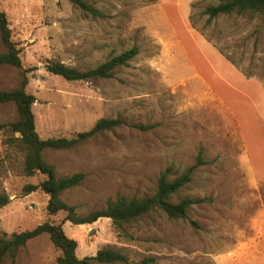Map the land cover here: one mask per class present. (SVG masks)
I'll return each mask as SVG.
<instances>
[{"label":"rangeland","instance_id":"rangeland-1","mask_svg":"<svg viewBox=\"0 0 264 264\" xmlns=\"http://www.w3.org/2000/svg\"><path fill=\"white\" fill-rule=\"evenodd\" d=\"M82 1L103 17L67 0H0L28 70L25 92L35 97L31 111L41 139L73 137L102 118L123 122L72 149L43 152L57 176L84 175L62 201L82 216L117 196L152 197L161 172L169 169L173 180L201 153L204 163L169 199L201 202L186 219L169 218L157 206L122 230L107 218L73 225L63 211L46 214L41 191L24 193L43 176L23 175L18 135L0 132V195L9 200L0 207V236L49 221L76 241L79 259L110 247L126 264H264V179L256 146L264 136V15L221 14L207 25L205 7L220 0H195L188 19L174 3ZM133 47L137 54L110 78L65 81L44 69L50 60L86 71ZM20 78L19 69L0 66V91L17 87ZM16 118L12 103H0V124ZM59 255L42 234L3 264H56Z\"/></svg>","mask_w":264,"mask_h":264},{"label":"trees","instance_id":"trees-1","mask_svg":"<svg viewBox=\"0 0 264 264\" xmlns=\"http://www.w3.org/2000/svg\"><path fill=\"white\" fill-rule=\"evenodd\" d=\"M67 1L93 18L103 17V14L82 0ZM195 6L196 2L190 5L191 8ZM244 12L264 15V0H220L216 5L205 7L203 14L206 15L205 23L208 25L218 15L229 13L241 14ZM0 42L4 47V51L0 53V66L6 65L19 69L21 77L17 87L0 91V103H12L17 113V118L14 121L0 124V132L18 135L15 140L17 141L18 148L23 152V175L26 177H31L35 174L43 176V180L38 184L25 185L24 193L29 194L39 190L45 194L47 196L45 212L48 216L63 211L66 214L65 221H69L73 225L92 224L98 219L107 218L110 219L115 229L122 230L125 224L147 215L157 206L169 218L186 219L190 207L201 202L200 199L190 198H183L176 203L169 202V199L182 186L190 182V176L195 169L204 163L201 153H198L195 164L186 168L173 180H169V169L161 172L158 176L154 196L141 198L117 196L113 200L106 202L103 208L94 209L82 216H77L74 208L62 201L61 194L70 188L78 186L84 179V175L82 173H74L69 176H57L54 167L43 159L42 154L45 150L72 149L102 132L113 130L123 122L120 119L102 118L89 130L76 133L73 137L41 139L35 130L34 116L31 111L35 97L25 92V86L27 85L25 74L28 70L23 69L21 66L20 50L11 39L7 17L2 11H0ZM136 54L137 49L133 47L119 55L111 57L94 69L86 71H80L59 61L50 60L45 62L44 69L47 73L59 76L65 81L104 79L112 77L116 68L127 66L128 62ZM132 127L140 130L149 129L148 126L144 127L140 125H132ZM8 201L6 195H0V207L6 205ZM42 234H46L54 248L60 252V255L56 259V264L128 263V259L123 253L110 247L99 249L94 256L79 259L75 253L77 248L76 241L68 238L59 224L45 221L31 230L0 236V264H3L5 259L14 261L19 249L24 247L28 241Z\"/></svg>","mask_w":264,"mask_h":264},{"label":"crops","instance_id":"crops-1","mask_svg":"<svg viewBox=\"0 0 264 264\" xmlns=\"http://www.w3.org/2000/svg\"><path fill=\"white\" fill-rule=\"evenodd\" d=\"M156 1L159 3L161 8H163L164 5L174 3L176 6H178L180 8L179 10H180V14H181L182 18L188 19L189 18L188 16H190L189 15L190 14V8H191L190 5L192 3H194L195 0H156ZM263 104H264V99H263ZM256 146L260 147V158L259 159H260L261 168H262V175H263L262 179H264V136L262 139V143H256ZM250 172L252 175H254V170H253L251 164H250Z\"/></svg>","mask_w":264,"mask_h":264},{"label":"water","instance_id":"water-1","mask_svg":"<svg viewBox=\"0 0 264 264\" xmlns=\"http://www.w3.org/2000/svg\"><path fill=\"white\" fill-rule=\"evenodd\" d=\"M157 200H158V198H157Z\"/></svg>","mask_w":264,"mask_h":264}]
</instances>
